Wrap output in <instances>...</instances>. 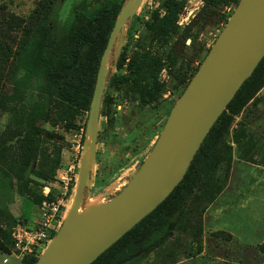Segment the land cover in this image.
I'll list each match as a JSON object with an SVG mask.
<instances>
[{"label": "trees", "instance_id": "obj_1", "mask_svg": "<svg viewBox=\"0 0 264 264\" xmlns=\"http://www.w3.org/2000/svg\"><path fill=\"white\" fill-rule=\"evenodd\" d=\"M56 1L42 0L34 13V28L15 55L9 79L11 91L0 93V113L9 115L6 130L0 136V158H9L12 165L9 170H0V251L4 253H10L14 246L12 228L32 220L30 214L16 216L12 212L10 205L16 195H23L24 204L28 202L36 207L44 199L53 197V193L46 197L43 189L57 176L62 150L61 147H56L53 153L42 150L43 123L52 119L53 107H56L59 121L64 123L66 130H73L78 127L79 116L89 111L100 61L126 0L102 5L94 11H89L94 0H75L65 15L60 11L58 20L53 18ZM159 1V7L143 21L144 32L137 48L129 53L127 44L121 52L117 72L109 79L101 118L110 113L114 101L111 88H119L142 106L160 102L166 90L159 77L164 66H168L170 75L176 72L183 93L210 50L211 46L194 48L184 69L183 57L172 45L180 37L183 40L194 38L189 28L184 30L178 24L186 0ZM239 1H207L200 17L208 16L205 24L219 20L222 30ZM222 4L231 6L228 14L220 9ZM137 18L135 15L134 19ZM155 40L170 45L166 52L167 64L145 46L147 41ZM121 70L126 73H120ZM262 89L264 57L206 135L181 182L162 203L91 264H128L161 247L177 230L186 231L190 227L182 218L188 196L201 185V197L210 204L224 191L233 159V146L226 137L247 106L260 100ZM170 111L171 108L168 115ZM111 119L112 116L110 123ZM103 131L99 132L98 142ZM47 134L59 136L53 132ZM220 169L224 171L223 176L219 174ZM38 258L28 257L23 264H35Z\"/></svg>", "mask_w": 264, "mask_h": 264}, {"label": "rangeland", "instance_id": "obj_2", "mask_svg": "<svg viewBox=\"0 0 264 264\" xmlns=\"http://www.w3.org/2000/svg\"><path fill=\"white\" fill-rule=\"evenodd\" d=\"M74 1L57 0L53 18L58 20L61 10V14L65 15ZM117 1L94 0L89 11ZM207 1L210 0H186L180 14L178 24L184 30L189 28L195 38L193 42L194 38L183 40L180 37L172 45L183 57L181 65L184 69L194 48L210 47L221 32L222 22L216 20L205 24L208 16L200 17ZM41 2L42 0H0V93L11 91L9 79L16 52L27 34L33 30L36 22L34 13ZM159 4V0H144L137 14L138 18L128 26L124 46L129 44V53L141 41L143 21L148 20L150 15L148 18L145 16L147 13L151 14ZM219 7L227 14L231 10L230 5L222 4ZM145 46L167 64L166 52L170 45L155 40L147 41ZM203 56L204 52L200 58ZM125 71L121 70L120 73H126ZM114 72H117V68ZM159 77L166 90L160 102L146 106H142L119 88H111L114 101L109 109L110 113L101 118L100 130H104V133L98 142L89 196L91 199L99 200L114 182H127L129 175L152 149L161 126L168 117V110L173 107L183 90L176 72L173 76L170 75L168 66H164ZM259 95L260 100L247 106L236 118L226 137L227 142L233 146V159L224 191L214 202L208 204L201 197V185L196 187L188 196L182 215L190 223V227L186 231L177 230L161 247L128 264H264V89ZM8 117V113H0V136L6 130ZM87 117L88 112H84L78 118V127L66 130L64 123L58 119V109L53 107L52 119L43 123L45 133L42 136V150L47 153H53L56 147H61L62 150V161L58 169L71 163L78 165ZM48 132L59 136L52 137ZM11 167L9 158H0V170H9ZM219 174L223 176L224 171L220 169ZM23 198V195H16L10 208H19ZM34 209L35 205L32 203L24 204V211L30 216L35 215ZM66 214L67 212L64 218ZM6 257L8 256L0 251V264H5L3 259ZM10 260L9 264H20L13 257Z\"/></svg>", "mask_w": 264, "mask_h": 264}, {"label": "water", "instance_id": "obj_3", "mask_svg": "<svg viewBox=\"0 0 264 264\" xmlns=\"http://www.w3.org/2000/svg\"><path fill=\"white\" fill-rule=\"evenodd\" d=\"M143 2L126 0L110 33L88 111L75 192L60 228L35 264H91L162 203L181 182L206 135L264 57V0H240L139 168L127 182H114L99 200L91 199L103 99L128 26Z\"/></svg>", "mask_w": 264, "mask_h": 264}, {"label": "built area", "instance_id": "obj_4", "mask_svg": "<svg viewBox=\"0 0 264 264\" xmlns=\"http://www.w3.org/2000/svg\"><path fill=\"white\" fill-rule=\"evenodd\" d=\"M79 164L80 161L78 165L71 163L59 169L55 180L43 189L46 197L53 193L52 199H44L37 206L29 224L18 223L12 228L14 246L9 254L20 259L22 264L28 257H39L60 228L75 192Z\"/></svg>", "mask_w": 264, "mask_h": 264}, {"label": "crops", "instance_id": "obj_5", "mask_svg": "<svg viewBox=\"0 0 264 264\" xmlns=\"http://www.w3.org/2000/svg\"><path fill=\"white\" fill-rule=\"evenodd\" d=\"M12 212L16 215V216H21L23 213L24 214H27L26 213V211H24V202L23 201H21L20 202V207L19 208H13L12 207ZM37 211V207H36V205H35V209H34V212H36ZM35 216V215H34ZM34 216H32V218L34 217ZM8 257H6V258H4L3 259V263H5V264H9V263H11V260H10V258L11 257H13V258H15V260H17L20 264H22V262L20 261V259H18V258H16L15 256H13V255H8L9 253H5ZM10 257V258H9ZM167 264H186L185 262H177V263H167Z\"/></svg>", "mask_w": 264, "mask_h": 264}]
</instances>
